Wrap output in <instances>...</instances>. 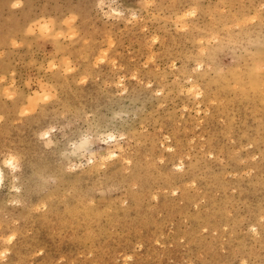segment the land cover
<instances>
[{
  "label": "rangeland",
  "instance_id": "1",
  "mask_svg": "<svg viewBox=\"0 0 264 264\" xmlns=\"http://www.w3.org/2000/svg\"><path fill=\"white\" fill-rule=\"evenodd\" d=\"M0 264H264V0H0Z\"/></svg>",
  "mask_w": 264,
  "mask_h": 264
},
{
  "label": "bare ground",
  "instance_id": "2",
  "mask_svg": "<svg viewBox=\"0 0 264 264\" xmlns=\"http://www.w3.org/2000/svg\"><path fill=\"white\" fill-rule=\"evenodd\" d=\"M2 178H3V175H2V171L0 169V187H1V183H2Z\"/></svg>",
  "mask_w": 264,
  "mask_h": 264
}]
</instances>
